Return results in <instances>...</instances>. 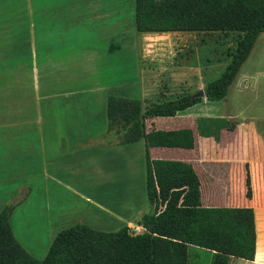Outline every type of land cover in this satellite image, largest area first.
<instances>
[{"label":"crops","instance_id":"1","mask_svg":"<svg viewBox=\"0 0 264 264\" xmlns=\"http://www.w3.org/2000/svg\"><path fill=\"white\" fill-rule=\"evenodd\" d=\"M35 1L30 21L0 20V213L8 205L15 206L14 235L32 256L42 260L56 235L78 223L106 233L124 227L144 230L140 221L149 207L145 142L109 143L107 102L110 97L153 101L163 96L162 70L145 68L143 51L162 59L165 41L159 39L181 32L139 33L134 22L129 35L121 33L119 20L113 18L95 32L73 19L34 18ZM51 2L45 9L62 11L71 6L67 0ZM115 2L118 8V0H90L86 9L113 12ZM41 24L49 28L39 33L36 28ZM26 26L30 29L24 37ZM56 26L58 30L50 29ZM148 39L154 42L147 44ZM254 49L256 69L243 70L244 64L226 98L233 107L225 114H201L200 105L209 103L203 98L176 117L148 122L149 129L194 131V149L151 148L150 156L153 160H176L171 155L184 151L180 161L192 164L199 177L200 170L206 171L210 190L202 195L204 207L254 210L255 259L231 258L232 264H264L261 35ZM13 56L15 62L10 61ZM190 111L191 122L186 118ZM202 118L235 120L237 128L222 130L217 142L200 135L198 122ZM247 165L251 199L246 197ZM130 186L137 194L132 200L125 191ZM208 253L212 260L214 252Z\"/></svg>","mask_w":264,"mask_h":264},{"label":"trees","instance_id":"2","mask_svg":"<svg viewBox=\"0 0 264 264\" xmlns=\"http://www.w3.org/2000/svg\"><path fill=\"white\" fill-rule=\"evenodd\" d=\"M135 26L139 33L238 34L229 64L204 88L207 101H222L264 33V0H135ZM166 97L157 103L123 97H110L107 102L109 143L145 142L146 192L153 211L140 221L144 233L131 234L129 227L106 233L78 223L58 233L46 257L39 260L15 237L10 224L15 206L8 205L0 213V264H190L189 246L214 252L211 264L255 259L252 208L204 207L201 180L192 164L151 158V148L192 150L196 144L190 128H148L151 120L176 117L203 101L192 95ZM236 128V122L225 118L198 122L200 135L217 142L222 130ZM246 168V197L251 199V175Z\"/></svg>","mask_w":264,"mask_h":264},{"label":"rangeland","instance_id":"3","mask_svg":"<svg viewBox=\"0 0 264 264\" xmlns=\"http://www.w3.org/2000/svg\"><path fill=\"white\" fill-rule=\"evenodd\" d=\"M53 1V2H51ZM61 0H36L34 18L38 19H73L76 24L86 25V29L98 32L102 29L101 25H106V20L113 18L116 22L117 19L120 22L121 33H127L131 35L133 25L135 22V0H118L119 7L117 8L116 2L114 11H96L87 10L90 7V0L87 1V5L84 3L86 0H67L71 3V6H67L69 10L62 11H49L45 8L48 7V2L53 4L59 3ZM32 0H0V20L2 18L7 20H14L15 18H22L25 21L32 19L33 13L31 10ZM49 27L40 25L36 28L39 33L46 31ZM27 26L24 27L23 36L27 37L29 32ZM51 30H58L59 26L50 27ZM12 35V34H9ZM240 38L238 34L233 33H178L176 35H167V37L160 38L159 40L165 41L162 44V48L165 47V55L162 59L149 55L147 50L143 51V65L145 68L162 70L161 79V93L166 94L168 100L176 99L177 97L192 95L194 97L199 90L204 89L206 84L217 79L225 70L230 62V54L237 45V41ZM261 40H264V33L261 34ZM154 42L148 39L147 44ZM12 45L14 41L11 42ZM145 44V46H147ZM2 44L0 42V48ZM6 43H3L4 49H6ZM250 60L245 63L243 67L252 70L256 69V51L253 49ZM10 54V52H8ZM14 55V54H13ZM11 62H15L14 56ZM23 58L21 57L20 60ZM155 77H153V80ZM160 96L155 98L152 102H159ZM228 99L222 101L209 102L208 105H200V113H220L223 115L228 109L233 107L231 101ZM191 122V111L189 116L186 117ZM183 124V122H180ZM235 123V120H232ZM182 151L174 153L171 157L181 160ZM187 159L191 162L192 156L189 153ZM137 173L140 175V171ZM145 170L142 171L144 176ZM206 171L200 170L201 180V193L206 196L210 190V180L207 177ZM139 175H137L139 177ZM145 181V179H144ZM146 188V186H145ZM144 190V189H143ZM126 194H129L130 199L137 197L135 189L130 186L125 188ZM3 200L0 201V204ZM138 205V204H137ZM149 206V205H148ZM153 211L152 207L147 208V213ZM15 214L11 217V226L17 227ZM131 232L136 234H142L145 230L136 231L134 228L130 229ZM189 261L190 264H211L210 253L208 250L201 249L195 246H189Z\"/></svg>","mask_w":264,"mask_h":264},{"label":"water","instance_id":"4","mask_svg":"<svg viewBox=\"0 0 264 264\" xmlns=\"http://www.w3.org/2000/svg\"><path fill=\"white\" fill-rule=\"evenodd\" d=\"M194 98H206L204 89L198 91V93L194 96ZM153 229L150 230L152 232Z\"/></svg>","mask_w":264,"mask_h":264},{"label":"built area","instance_id":"5","mask_svg":"<svg viewBox=\"0 0 264 264\" xmlns=\"http://www.w3.org/2000/svg\"><path fill=\"white\" fill-rule=\"evenodd\" d=\"M134 230L138 231V230H137V229H135V228H134ZM131 234H136V233H133V232H131Z\"/></svg>","mask_w":264,"mask_h":264}]
</instances>
